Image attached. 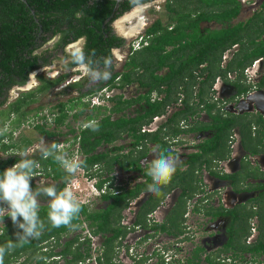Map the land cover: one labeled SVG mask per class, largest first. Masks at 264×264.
<instances>
[{
	"label": "trees",
	"instance_id": "obj_1",
	"mask_svg": "<svg viewBox=\"0 0 264 264\" xmlns=\"http://www.w3.org/2000/svg\"><path fill=\"white\" fill-rule=\"evenodd\" d=\"M151 1L154 0H139V3L126 0L120 4L122 7L120 15L136 5ZM115 6L116 3L109 0H0V173L18 162V151L29 149L33 145L30 139H23L20 144L13 143V136L17 130L32 124L46 137L51 138L56 135V132L47 131L41 124L31 123L27 108L37 102L39 95H43L48 89L63 82L64 78L55 82L44 81L35 91L21 94L16 101L6 106L11 87L17 83L24 84L36 65L32 61L34 57L31 54L34 49L31 48L36 45L35 40L40 31H42V37L52 34L55 28L57 32L62 26H68V31L74 29V32L78 29L73 24L77 18L76 14H82L81 20L87 22V25L97 22L99 27L112 15ZM242 7L239 0H166L164 9L168 18L167 23L159 19L147 30L146 37L149 44L131 55L120 82V88L137 83L144 92L137 98L129 100H124L123 96L115 97L111 100L113 106L108 109L109 114L98 110L97 116H88L81 124L82 126L88 124L85 129H81L79 135L81 154L85 158L82 168L91 178L98 180L99 188L108 184V191L101 199L107 202L106 208L93 210L82 205L79 217L72 221L74 227L54 228L47 219V198H40L42 207L39 216L45 223L42 234L38 239H33L23 246L17 245L7 252L4 264H49L56 258L67 259L65 264H84L86 261L90 263L89 260L93 259L90 245L79 242V236L67 242L60 253H54L55 249L61 245L62 236L77 232L83 220L88 222L93 234H102L106 238L95 258L97 264H116V248L121 240L131 232V229L148 227L147 215L159 201L151 207H146L147 203L141 205L133 227L123 224L122 211L148 189L147 185L153 183L152 178L149 176L150 182L146 186L135 188L120 186L113 189L111 178L104 179L103 175L105 172L110 173L112 166L116 163L124 169L131 168L134 164L131 161V152L121 155L119 152L124 147L119 146L113 152L100 153L97 150L101 146H112L124 137H131L135 139V144L140 141H156L162 145V149L165 148L168 150L167 153L172 155L173 151L165 147L166 143L163 141L165 135L161 133L166 132L176 136L183 132L179 127L181 121L206 111L213 119V127L218 129L216 141L222 140L225 143L228 132L238 127L248 147H253L255 141L251 137V132L252 128L259 124L257 120L224 118L220 115L217 105L209 100L211 88L218 77L225 78L228 84L235 86L238 89V95L246 93L248 86L243 78L244 69L264 55V43L257 42L264 33V8L262 13H254L246 21L232 23L241 15ZM203 23H217L221 27L203 29ZM75 34L81 36L84 33L76 32ZM235 45H239V51L232 56L226 67L222 68L224 53ZM34 61L36 62V59ZM94 63L92 67L95 68ZM201 66L204 67L201 68ZM198 70H200L199 74H197ZM162 71L163 74H158ZM229 73H236V79L229 80ZM112 87H116V84ZM92 93L94 92L91 91L82 96ZM180 93L184 95L183 108L176 111L158 133L143 134L142 127L149 124L155 116L164 114L168 106L180 99ZM154 95L156 97L163 95L164 98L160 101L157 98L154 99ZM136 104H139V107L135 116H127L125 113ZM76 106L67 103L58 106L60 115L57 118V127L66 123L70 117L69 113L76 110ZM83 113L84 111L75 113L74 118L78 120ZM114 114L120 117L113 119ZM97 126L98 130L93 131L92 129ZM203 126L204 124L200 125V127ZM195 130V127L188 129V131ZM257 142L260 143L261 140ZM72 154L70 153L71 156ZM226 155L227 152L224 150L221 158L225 159ZM33 158L39 162L49 184H55L58 190L65 188L68 175L61 169L59 163L51 157L44 159L37 155ZM101 165L104 166L100 174L99 169L95 167L99 168ZM37 181V178L32 180L33 189ZM254 216L259 220V236L255 243L248 245L247 239L251 235L249 219ZM238 221L239 224L237 228H234L230 243L236 244V248L241 253H250L253 256L264 254V203L256 213H250L249 217L238 215ZM4 223L0 226V245H5L11 240L15 242L14 233L22 231L13 226L10 217H5ZM145 260L137 264H143ZM208 261L215 264L211 260Z\"/></svg>",
	"mask_w": 264,
	"mask_h": 264
},
{
	"label": "flooded vegetation",
	"instance_id": "obj_2",
	"mask_svg": "<svg viewBox=\"0 0 264 264\" xmlns=\"http://www.w3.org/2000/svg\"><path fill=\"white\" fill-rule=\"evenodd\" d=\"M159 1L154 0L136 5L121 15L122 7L119 6L117 9L115 7L112 15L105 19L99 26L100 28L97 22L87 25V22L81 20L82 14H76L77 18L73 21V24L78 29L74 32V29H71L69 32L68 26H62L57 32L56 28H53L52 34L50 33L42 37L43 34L40 31L35 40L36 45L34 48H31L34 49L31 54L34 57L32 61L36 65L30 71L28 80L24 84L17 83L11 87L8 99L12 98L11 91L13 90L20 92L19 96H17L19 98L23 93L29 94L38 89L44 81L55 82L64 78L63 82L48 89L43 95L51 94L56 90L61 96L76 94L75 98L59 103L55 107L47 108L39 105L36 109H32L33 105L37 104L43 96L39 95L37 102L26 110L30 112L28 118L31 123L41 124L43 127H46L47 124L55 125L52 131L56 132V135L53 136L52 142L58 141L59 144L71 142L76 136L80 135L81 129L86 128L87 123L82 126L83 120L79 123L78 127L71 128L69 133H61L60 130L67 124L65 123L62 127L56 126L57 118L60 115L59 105L64 103L77 105L76 110H72V112L76 111L75 113L82 112L83 110L77 111L82 106L94 110L110 109L113 106L111 100L115 97L123 96L124 100H129L137 98L138 95L144 92V90L139 88L137 83L120 88V82L131 55L149 44L146 32L159 19H156L149 26L147 25L146 28H144L141 20L134 24L130 23L129 27H124L123 22L128 17H131V15H127L132 11V15H134L141 7L152 5ZM239 1L243 6L240 15L242 16L246 11L244 1ZM165 2L166 0H164V4ZM251 6L255 7L251 16L254 13H262L264 0H254ZM250 17L242 21H246ZM239 18L232 23L236 24L240 22ZM203 24H207L208 26L209 24H214L219 26V28L221 27L217 23ZM140 31L143 33L141 34ZM76 32H83L84 34L76 36ZM257 42L264 43V33L261 38L257 39ZM76 49L83 51L85 55L84 63L89 66L91 72L99 73L98 77L93 78L91 72L86 75L79 67L72 55ZM239 49V45H235L224 53L221 63L222 68L226 67L232 56ZM35 59L36 62L34 61ZM106 60L111 62L108 66L103 64ZM93 62H95V68L92 67ZM203 67L201 66V68ZM106 71L110 72V78L102 80L103 73ZM163 73L162 71L158 74ZM199 73L200 70H198L197 74ZM72 75L76 77L67 81ZM115 76L117 77L113 80ZM236 76V73H229L228 79L233 81L236 79ZM243 78L248 86V91L241 95H238V89L228 84L225 78H216L211 88L209 100L217 105L220 115L224 118L236 117L245 120H257L259 124L255 125L251 132V137L255 141L253 147H248L245 137L238 127L233 128L230 133L228 132L225 143L222 140L216 141L218 129L213 127V119L206 111H201L199 114L181 121L179 127L183 132L176 136L162 132L161 135H165L163 140L166 143L165 147L170 148L173 151L172 155L178 157L181 163L177 165V171L168 184L161 185L158 191L149 192L145 190L122 211L124 216L123 224L126 221L125 219H128L130 221L129 227H133L141 208V205H138L137 201L143 199L145 194L149 195L148 199L143 203H147L146 207H151L152 204L159 201L157 206L150 210V213L147 215L148 227L141 230L139 228L130 230L132 234H140L142 230L149 231V234L145 237L138 235L132 241V245H127V242H125L128 235L122 239L120 245L116 248L115 263L119 253L124 252L130 264H137L143 259H146L143 264H147L152 260L153 254L157 257L155 264H161L162 260V264H211L208 260H211L215 264H264L263 253L259 256L241 253L236 248V244L230 243L234 228H237L239 224L238 215L249 217L250 213H256L264 203V197L261 198L264 195V108L259 106L261 103L264 104V55H261L250 66L244 69ZM30 82L35 87L27 89L31 85H29ZM114 84H116V87H112ZM226 85L234 89V94L224 99L222 96L224 90L227 88ZM132 88L138 90V94L127 97L125 92ZM91 91L94 93L84 95L85 97L82 96ZM94 97L98 98L97 103L93 104V101L96 102L93 99ZM179 97L180 99L176 103L166 108L164 114L155 116L149 124L144 125L141 132L143 134L158 133L160 128L168 123L171 116L183 108V93H180ZM17 98L12 102L16 101ZM156 98L161 101L164 96L156 97L154 95V99ZM12 102L8 101L6 106ZM138 107L139 104H136L128 109V111L135 108L133 111V116H135ZM74 115L72 119L76 121ZM113 116L120 117L118 114H114ZM113 119L116 118L113 117ZM201 124H204L203 127H207H200ZM192 127H195L196 130L188 131ZM61 134L63 137L71 134L73 137L61 142L58 139ZM129 138L131 139L129 152H131V161L134 164L131 165V168L124 169L120 164L116 163L112 166L110 173L104 171L103 177L104 179L111 178L113 181L116 180L117 174L125 175L131 172L134 181V185L131 188L142 185L146 186L150 182L148 180L149 175H147L149 162L155 159L160 152L168 154V150L162 149V145L156 141H140L135 144V139ZM259 139L261 140L260 143L257 142ZM102 147H106V145L99 147L97 151L105 153L106 150L99 151ZM224 150H226L227 155L225 159H222L221 155ZM70 151V147L65 149L66 153ZM124 151H126L125 148L119 154H129V152L125 154ZM103 166L97 167L100 174L103 172ZM136 167L139 168L136 169ZM216 185L225 187L217 188ZM120 186L122 185L113 184V189ZM157 194L160 195L157 196ZM173 194L177 195V198L174 204H169L168 200ZM154 198L155 200H152ZM101 199L102 197L98 198L91 209L98 210L99 203L103 202ZM136 205L138 206L136 207ZM132 206L135 208L133 209ZM215 221H222L227 224L221 228L219 227L218 231H215L214 234L209 232L204 234L205 231L202 234L208 235L206 236L207 238H210V236L215 237L216 242L213 244L211 240H208L209 243L205 245L198 244V241L202 238L198 236L200 227L205 226L207 222L213 223ZM249 225L251 235L247 239L248 245L255 243L259 236L258 217L254 216L249 219ZM157 235L167 236V240L158 244H152V239ZM95 237L97 238V247H90V251L91 255H94L96 258L106 238L102 234H98ZM221 239L223 241L220 243ZM143 245L146 247L142 250ZM148 245H151L149 250L153 248V245L155 246L152 254L147 251ZM94 263L97 264L95 259ZM123 263L127 262L123 261Z\"/></svg>",
	"mask_w": 264,
	"mask_h": 264
},
{
	"label": "clouds",
	"instance_id": "obj_3",
	"mask_svg": "<svg viewBox=\"0 0 264 264\" xmlns=\"http://www.w3.org/2000/svg\"><path fill=\"white\" fill-rule=\"evenodd\" d=\"M134 2L139 3V0H134ZM72 55L79 67L88 75L91 70L84 63L85 55L83 51L76 49ZM110 63L109 60L105 61L106 66ZM91 75L93 78H96L99 76V73L91 72ZM110 75V72H104L102 80H108ZM92 130L97 131L98 126ZM80 139L79 135L78 139L75 137L70 142V148L76 144L81 146ZM38 151L42 158L47 159L51 157L65 169L61 168L66 174H69H67V183L71 178L70 175H74L77 171L82 170L84 156L81 154L83 158L82 162L76 159H69L67 153L62 152L61 145L56 142H52L50 145L42 144ZM17 155L19 156L18 162L5 169L3 173H0V224H4L5 217H10L13 226L22 231L14 233L15 242L11 240L5 245H0V264H4L7 252L13 250L17 245L23 246L33 239H38L42 234L45 223L39 216V211L42 207L40 198H47V219L54 228L62 226L74 227L72 221L79 217L82 210L81 206L83 205L78 202L73 191L66 187L67 185L62 190H58L55 184H49L41 178L42 173L38 174L36 172V169L40 165L33 158L36 155L35 151L25 148L18 151ZM179 163L181 162L178 157L160 152L155 159L149 162L147 175L152 178L153 183L148 185L147 190L149 192L158 191L161 185L168 184L175 175ZM36 177L40 179L37 181L35 189H33L31 182ZM79 231L81 233L75 235L74 238L79 236V242L84 243V245L87 243L90 247H97V238L95 237L97 235L93 234L88 222L83 220L77 232ZM92 256V260H94L95 256Z\"/></svg>",
	"mask_w": 264,
	"mask_h": 264
},
{
	"label": "rangeland",
	"instance_id": "obj_4",
	"mask_svg": "<svg viewBox=\"0 0 264 264\" xmlns=\"http://www.w3.org/2000/svg\"><path fill=\"white\" fill-rule=\"evenodd\" d=\"M242 1H244V8H245V11L246 12H244L242 14V16H240V18H239L240 21L245 20L248 17H250L251 14H252V12H253V9L255 8V7L251 6V3L254 0H242ZM163 5H164V0H160L159 2H156V3L152 4V5H146V6L141 7L140 9L138 8L139 11H136V13L134 15H132V13H133V11H132L129 15H127V16H130L131 15V17H128L123 22V26L124 27H129L130 26V23H133L134 24L135 22L137 23V21H139V20H141L142 21V24H144L143 25L144 28H146L147 25L149 26L156 19H161L164 23H167L168 18H167L166 11L163 8ZM208 27H210V28H215V27L216 28H219V26L214 25V24H209V26L207 24H203L202 25V28L203 29L204 28H208ZM128 29H130V28H128ZM140 33L142 34L143 32L140 31ZM69 75H71V74H69ZM73 77H76V76L75 75H72L67 81H70L71 78H73ZM30 84H31V82L29 83V85ZM31 87H35V86L31 84L30 86L27 87V89H32ZM226 87L227 88H226V90H224L223 96H222L224 99L229 98L231 95L234 94V89L231 86L226 85ZM138 92H139L138 90H136L135 88H132L131 90H129V91L125 92V93H126V96L127 97H132V96H135L136 94H138ZM58 93L59 92H57L55 90L51 94L43 95L41 97V99L39 100V102H37V104L33 105L32 109H36V107L39 106V105H41L42 107H47V108L55 107L59 103L66 102L69 99L76 97V94H68V95L61 96ZM19 94H20L19 91H16V90L11 91V97L12 98H10L9 102H12L13 100H15L17 98V96H19ZM263 103H264V101H263ZM249 104L252 105L251 102H249ZM259 106L262 107V108H264V104H262V103L259 104ZM106 109H102V110H100V112L109 114L108 108H106ZM134 109L126 112L125 114L127 116H133L134 115V112H133ZM78 110H83L84 111L83 115H81L78 120L74 121L72 119V116L74 115V113L76 111L71 112L70 113V117H69L70 119H68V121L66 122L67 125H64L65 127H63L60 130L61 133H64V134L65 133H69V131H70L71 128L78 127L79 126V123H81L83 120H85L88 116H97V114H98V110H94V109H91L89 107L82 106L80 109H77V111ZM113 117L114 118H117L118 116H113ZM0 126H1V123H0ZM54 128H55V125L54 124L53 125H50V124H47L46 125V129L47 130L52 131V130H54ZM57 132H58V130H57ZM7 133H9V130H7ZM0 135H1V132H0ZM70 137H73V135H71V134L68 135L67 134L66 137H63V135L61 134L58 139H59V141L63 142L65 139H70ZM23 139H30V140H32V144L33 145H31L29 147V149H32L33 151L36 152V155H35V157H36L37 155H40L38 150L42 146V144L50 145V143L52 142V140L54 139V137H51V138L46 137L45 135L41 134L37 129H35V127L32 124H30L28 126L22 127L20 130H17L14 133L13 143L14 142L15 143L17 142L18 144H20V142H22ZM130 144H131V139L128 138V137H124L121 141H118L116 144H114L112 146L102 147V148L99 149V151L106 150V151L113 152V150L116 147L123 146L125 148V150H126V151H124V153L126 154V153L129 152ZM76 160H81V158L79 157ZM61 168H63V167L61 166ZM36 172L38 174L39 173H42V177L41 178H43L44 180L48 181L47 177H45V173L42 170V167L41 166L36 169ZM78 173L79 172L77 171L74 175H76ZM114 176H116V175H114ZM116 177H117L116 180H113L112 181L113 184L122 185L124 187H132L134 185V181L132 179V173L131 172L128 173V174H125V175H121V174L118 175L117 174ZM36 178L37 179H40L39 177H36ZM81 185L82 186H85L86 184L84 182H81ZM216 187L219 188V187H225V186L216 185ZM148 197H149V195L148 194H145L143 199H140L139 201H137L138 205H142L148 199ZM176 198H177V195L173 194L169 198V200H168L169 204H174ZM106 205H107V203H105L103 201V202H100L99 203V205H98L97 208H98V210L99 209H103V208H105ZM138 205H136V207ZM134 208L135 207H133V209ZM125 220L126 221H125L124 225H126L127 227H129L130 226V221L128 219H125ZM4 224H0V226H3ZM226 224L227 223H223L222 221L221 222H219V221L216 222L215 221L213 223L207 222L205 226H201L200 227V230H199V233H198V236H200L202 238L198 241V244L205 245L206 243H209L208 240H211L213 242V244H214V242H216L215 237H211L210 236V238L209 237L207 238L206 236H208V235H203L202 234L203 231H205L204 234H206V232L207 233L209 232L211 234L212 233L214 234L215 231H218V228L219 227L221 228L223 226H226ZM80 233H81V231L75 232V233H69L67 235L62 236L61 242H60L61 245L58 248L55 249L54 253L55 254L60 253L63 250V248L65 247L66 243L67 242H70L71 240H73V238L75 237V235H79ZM148 234H149V231H144V230L140 231V234L139 233L138 234H132V232H130L128 234V237H127V239H126L125 242H127V245H132V243H133L132 241H134L137 238L138 235H140L142 237H145ZM166 240H167V236L157 235V236H154V238L152 239L151 242H152V244H158V243H161V242H165ZM222 241H223V239L220 240V243ZM147 244H146V246H147ZM146 246L143 245L142 250L145 249ZM150 246L151 245H148L147 251H149V253L152 254L153 249H155V246L153 245L152 246L153 248L151 250H149L150 249ZM156 259H157V257L154 256V254H153L152 260H150L147 264H155L156 263ZM123 261L124 262H127V263H123ZM66 262H67V259L57 258V259L51 260L49 264H65ZM33 264H35V263H33ZM84 264H95V263H94V260H93V261H90V263H88V261H86ZM116 264H130V261L127 260V257L125 256L124 252L119 253L118 258L116 259ZM203 264H205V263H203Z\"/></svg>",
	"mask_w": 264,
	"mask_h": 264
},
{
	"label": "built area",
	"instance_id": "obj_5",
	"mask_svg": "<svg viewBox=\"0 0 264 264\" xmlns=\"http://www.w3.org/2000/svg\"><path fill=\"white\" fill-rule=\"evenodd\" d=\"M97 98H95V97L93 98L96 101V102L93 101V104L97 103ZM60 145H61L62 152H65V149L67 147H71L70 142L69 143H62ZM70 153H73L72 156L70 155ZM67 156L69 159H78L80 157L81 160H79V161L82 162L83 158H82V155L80 153L79 144L72 146L71 151L69 153H67ZM78 172H79L78 173L79 175L78 174H76L74 176L70 175L71 178L69 179L66 187L70 188L73 191L75 197L77 198V200L80 204L93 206L97 202L96 200L98 198H101L104 194L107 193L108 184H105V185H103L102 188H99L98 180H96L95 178H91L88 175V173L85 171V169L82 168V170H80ZM81 182H84L86 185L82 186Z\"/></svg>",
	"mask_w": 264,
	"mask_h": 264
},
{
	"label": "water",
	"instance_id": "obj_6",
	"mask_svg": "<svg viewBox=\"0 0 264 264\" xmlns=\"http://www.w3.org/2000/svg\"><path fill=\"white\" fill-rule=\"evenodd\" d=\"M109 1H113V2H115L116 3V9L120 6V4L121 3H123L124 1H126V0H109Z\"/></svg>",
	"mask_w": 264,
	"mask_h": 264
}]
</instances>
